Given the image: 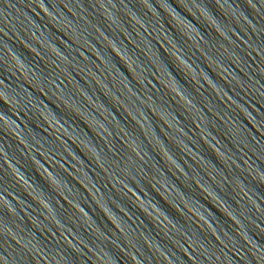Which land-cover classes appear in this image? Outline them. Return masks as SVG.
<instances>
[{"label":"water","instance_id":"water-1","mask_svg":"<svg viewBox=\"0 0 264 264\" xmlns=\"http://www.w3.org/2000/svg\"><path fill=\"white\" fill-rule=\"evenodd\" d=\"M0 264H264V0H0Z\"/></svg>","mask_w":264,"mask_h":264}]
</instances>
